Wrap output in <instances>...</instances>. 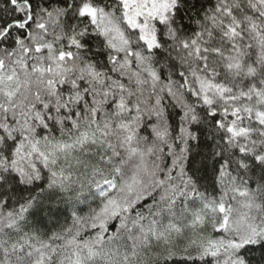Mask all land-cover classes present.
Returning a JSON list of instances; mask_svg holds the SVG:
<instances>
[{
  "label": "snow or ice",
  "instance_id": "obj_1",
  "mask_svg": "<svg viewBox=\"0 0 264 264\" xmlns=\"http://www.w3.org/2000/svg\"><path fill=\"white\" fill-rule=\"evenodd\" d=\"M0 264H264V0H0Z\"/></svg>",
  "mask_w": 264,
  "mask_h": 264
}]
</instances>
